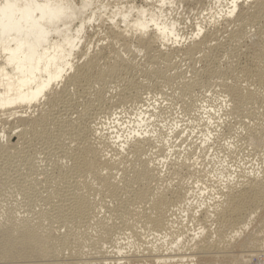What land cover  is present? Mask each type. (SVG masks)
Here are the masks:
<instances>
[{
    "label": "bare ground",
    "instance_id": "1",
    "mask_svg": "<svg viewBox=\"0 0 264 264\" xmlns=\"http://www.w3.org/2000/svg\"><path fill=\"white\" fill-rule=\"evenodd\" d=\"M185 1L0 0V264H264V170L206 168L264 144V29H245L264 0H192L194 24ZM174 84L216 96L189 92L182 110L202 116L166 139L143 106Z\"/></svg>",
    "mask_w": 264,
    "mask_h": 264
},
{
    "label": "rangeland",
    "instance_id": "2",
    "mask_svg": "<svg viewBox=\"0 0 264 264\" xmlns=\"http://www.w3.org/2000/svg\"><path fill=\"white\" fill-rule=\"evenodd\" d=\"M182 11V12H181ZM185 13H184V12ZM202 11H205L204 9H200V6L198 5V4H195V3H193L192 2V0H191V2H189L188 0L187 1H185V4H183L182 5V8H180V9H178V12H180V13H182L181 15H182V17L184 16V18H186L187 17V15H189L188 16V18H189V20H191V18H193L191 21H190V23L191 24H194V22H196V20H198L199 19V17L201 16V14H207V12L206 13H202ZM186 13H187V15H186ZM186 16V17H185ZM191 17V18H190ZM194 20V21H193ZM193 21V22H192ZM262 21V22H261ZM263 21L264 20H260V21H258V22H256V26H255V24H253V26H252V24L251 25H249V26H247L245 29H246V31H249L250 33H252V34H254V33H256V34H260L259 33V31H260V28H262V29H264L263 27H264V23H263ZM107 22V21H106ZM105 22V24H108V22L106 23ZM261 24H263V25H261ZM258 25H259V27H258ZM261 25V26H260ZM188 26H189V23H188ZM263 26V27H262ZM92 27H94V28H89V29H87V32L89 33L88 34V36H95V33L94 32H97L98 31V27H96V25H93ZM234 27H235V25H234ZM233 26L232 27H230V29H232V28H234ZM248 27L250 28V30H248ZM253 27V28H252ZM259 29V30H258ZM190 30H191V28H187V30H185L187 33L189 32L190 33ZM94 31V32H93ZM253 31V32H252ZM93 33V34H92ZM264 36V35H263ZM90 38V37H89ZM91 39H93V41L92 42H94V45H93V47L92 48H94L95 47V42H96V38H91ZM245 41L248 43V39L247 38H245ZM101 43V42H100ZM93 44V43H92ZM141 57V56H140ZM136 58V60H137V62H139V60H140V62H139V64H140V66H143L144 64H145V61H144V63H143V59H142V57L141 58ZM139 59V60H138ZM142 60V61H141ZM103 60H101L100 62H102ZM233 61V60H232ZM143 63V64H142ZM185 63H188L187 61H185L184 63H180V65H179V62H178V64H176V68H174V70L172 69V71H170L171 73L173 72L174 74H175V72L177 73L176 74V78H177V76H181V74H183V73H186V71L188 70V67L185 65ZM197 63V62H196ZM197 67L199 66V63H197V64H195ZM139 66V68H141ZM180 67V68H179ZM163 69V70H162ZM161 70L162 71H164V68H162ZM176 69V70H175ZM180 69H182V70H180ZM184 69H187L186 71L184 70ZM178 70V71H177ZM184 70V71H183ZM183 72V73H182ZM139 73H140V76H139ZM139 73H137L136 75H135V78H136V80H142L143 78H145L144 77V75L141 73V72H139ZM179 73H181V74H179ZM142 75V76H141ZM186 75L188 76L189 75V72L188 73H186ZM143 77V78H142ZM178 77V78H179ZM139 78V79H138ZM175 78V79H176ZM174 85H176V84H174ZM173 85V87H172V85H165V86H162L161 88L162 89H160L159 90V92L162 94L161 95V97H162V99H161V97H160V95L159 96H156L155 97V99H154V97H150V98H152V99H148L147 101H145L146 102V104L143 106V108H149V110L151 109V110H154L155 111V113H156V115H155V117H154V124L156 125V123H158L159 122V125L161 124L160 123V121H163V123H162V125H163V131H162V135L163 136H165V138L167 139V138H169V136L171 135L170 133H171V131L173 130V126H174V122H176V123H178V125H183L182 126V128L183 127H185V126H187L188 124V127L190 126V123H193V122H197V121H195V120H193L194 118H196V117H194V114H199V113H201V112H197V113H192L191 111H189V113L187 112V111H184V110H182L183 109V107H181V106H183V105H181V104H183L184 103V101L188 98V96H190V95H194L195 97H197V98H199V99H201V97L202 96H204V95H207V94H209L212 90V87H210V86H208V87H210V88H208L207 87V85L206 84H201V85H199V87L197 86V85H195V86H192V88H191V90H189V92H191L192 90V92H191V94L189 93V92H186V93H182V92H180V89H179V87L176 85V87H178L177 89H176V87ZM205 85H206V87H205ZM109 87H105V89H104V91L102 90V94H103V96H105V98H107V99H109V98H112L113 96L115 97L117 94H120V92H119V89H113V91H112V86H115L113 83H111V84H109L108 85ZM112 87V88H111ZM117 87V86H116ZM201 87V88H200ZM111 88V89H110ZM168 88V89H167ZM172 88V89H171ZM71 91H70V90ZM74 89V90H73ZM201 89V90H200ZM207 89H208V91H207ZM166 90V91H165ZM171 90V91H170ZM174 90V91H173ZM179 90V91H178ZM213 90H214V88H213ZM68 91H69V93H71L72 94V96L77 92V88L76 87H69L68 88ZM168 91V92H167ZM176 91H178V92H176ZM202 91H203V93H202ZM216 90H214V91H212L210 94L212 95V96H216V93H214ZM112 92V93H111ZM118 92V93H117ZM158 92V91H157ZM175 94H174V93ZM205 92V93H204ZM116 93V94H115ZM184 95V96H181L182 94ZM190 95H189V94ZM114 94V95H113ZM180 95L179 96V98L177 97L178 95ZM198 94V95H197ZM112 95V96H111ZM175 95H177V96H175ZM172 96V97H171ZM187 96V97H186ZM200 96V97H199ZM208 96V95H207ZM183 97V98H182ZM184 97H185V99H184ZM208 98V97H207ZM205 99V100H208V99ZM176 99V100H175ZM182 99V100H181ZM183 99H184V101H183ZM161 100V101H160ZM180 101V102H179ZM218 103H217V102ZM149 102V103H148ZM168 102V103H167ZM174 104H173V103ZM183 102V103H182ZM159 103V104H158ZM170 103V104H169ZM176 103V104H175ZM151 104V105H150ZM218 104V105H217ZM148 105V106H147ZM155 105V106H154ZM181 105V106H180ZM168 106V107H167ZM172 106V107H171ZM209 106H211L212 108H214L215 110L216 109H218L219 108V106H220V100H213L210 104H209V102L207 103V107L208 108H210ZM136 107V106H135ZM133 108V109H132ZM154 108V109H153ZM172 108V109H171ZM176 108V109H175ZM129 110H131L132 109V111H134L135 109H134V105L131 107V108H128ZM214 109H212V110H214ZM150 110V111H151ZM206 110H210V109H206ZM172 111V112H171ZM181 112V113H180ZM186 112V113H185ZM168 113V114H167ZM185 113V114H184ZM188 113V114H187ZM192 114V115H191ZM222 114V113H221ZM101 115V116H100ZM99 116H98V120H96V122L99 124H103L102 125V127H108V126H112V124H113V116L112 115H106V114H103V113H101ZM107 117H106V116ZM110 116V117H109ZM165 116V117H164ZM186 116V117H185ZM202 116V113L201 114H199V116L197 117L198 119H200V117ZM207 116V115H206ZM219 116H222L223 118H221V120L222 119H224V116L223 115H219ZM101 117H102V119H101ZM115 117V116H114ZM191 117H193V119L191 118ZM183 118V119H182ZM210 118H212L211 116H210ZM104 119V120H103ZM159 119V120H158ZM191 119V120H190ZM165 120V121H164ZM185 120V121H184ZM188 120L190 121V123H188ZM219 119L218 118H213V121H218ZM100 121H102V122H100ZM156 121H158V122H156ZM178 121H180V122H178ZM199 121V120H198ZM104 122V123H103ZM181 123V124H180ZM100 124L99 125H97V126H99V127H101L100 126ZM187 124V125H186ZM200 124H201V120H200ZM158 126V125H157ZM161 126V125H160ZM150 127H151V125H150ZM167 127V128H166ZM218 129V128H217ZM171 130V131H170ZM196 132H195V134L197 135V130H195ZM168 134V135H167ZM199 135V134H198ZM219 136V135H218ZM172 138L174 139V142H176V143H174V145H179L180 143H179V141L180 140H175V138L173 137V134H172ZM223 137L221 136V137H218L217 139L215 138L214 140H212L209 144V146H210V148L209 149H207V150H204L203 152H201V153H199L200 154V156H201V159H206V161H208L209 160V158L210 159H212L213 158V156H215L214 155V153L217 155V154H219L220 152H221V149H223V147L224 148H226L224 145H223V143H224V140H220V139H222ZM173 139H172V141H173ZM228 140V139H227ZM223 141V142H222ZM257 141V142H256ZM222 142V143H221ZM250 142H252V143H250ZM249 143H247V144H241L240 143V141L239 142H237V143H235L238 147H241V146H245L244 148H239V149H241L240 150V152L238 153V157L239 158H237V156H236V158L234 157L233 159H231L230 157H229V159H228V157L227 156H225L224 157V154L222 153H220L219 154V159H218V157H217V161L218 160H220V163H223L224 165L223 166H225V167H227L226 168V171H227V173L229 172L230 173V171H232L231 173H234V172H236V174L239 172L238 171V169L240 170V169H242V164H243V166H245V167H243V168H246V170L248 169V171L249 170H252V169H254L255 171H263L264 169V144H262L261 142H259L257 139H254L253 141H250ZM218 144V145H217ZM219 144H221V145H223V147H220L221 145H219ZM240 144H241V146H240ZM259 144V145H258ZM184 145V144H183ZM183 145H181L180 144V147H176L175 149H174V151H180L183 147ZM249 145V146H248ZM258 145V146H257ZM261 145V146H260ZM252 146V147H251ZM246 147H248V148H246ZM221 148V149H220ZM180 149V150H179ZM244 149H245V151H244ZM261 149H263L262 151H261ZM153 150V149H152ZM224 150V149H223ZM243 150V151H242ZM250 150V151H249ZM206 151V152H205ZM211 151V152H210ZM216 151V152H215ZM244 152V153H242V152ZM162 153H166V154H164V156L165 155H167V158H171L170 157V154L167 152V150L165 151V152H162ZM242 153V154H241ZM245 153H246V155H245ZM211 154H212V156H211ZM244 154V155H243ZM202 155L204 156V158L202 157ZM248 155V156H247ZM261 155H263V157L261 156ZM244 156V157H243ZM254 156V157H253ZM261 158V159H260ZM222 159V160H221ZM244 159V160H243ZM194 160V159H193ZM215 160V161H216ZM233 160V161H232ZM235 160V161H234ZM239 160H241V161H239ZM191 161V163H194V162H192V160H190ZM190 161L188 162L189 163V165L187 164V168L188 169H192L191 167L192 166H190ZM228 163H227V162ZM229 161H230V163H229ZM240 162L239 164L241 165L240 166V168L238 167V164H236V162ZM244 161H246V162H244ZM254 161V162H253ZM226 162V163H225ZM233 162H235V164H233ZM243 162V163H242ZM259 162V163H258ZM206 163V162H205ZM216 163H218V164H215L214 163V165H213V163L211 164H209V166H208V164H207V166H206V168H209V169H211L212 168V170L216 167V166H218V169L221 167V166H219L220 165V163H219V161L218 162H216ZM196 163H194V164H192L193 166L195 165ZM227 164V165H226ZM230 164V165H229ZM210 165L211 166H214V167H211L210 168ZM234 165V166H233ZM190 166V167H189ZM198 167H199V165H197ZM231 166V167H230ZM249 168H248V167ZM253 166V167H252ZM196 167V166H195ZM202 166H200V168H201ZM204 167V166H203ZM203 167H202V169H203ZM252 167V168H251ZM255 167H258V168H255ZM205 168V169H206ZM217 168V167H216ZM230 170V171H229ZM235 170H237V171H235ZM182 172V174H183V172L184 171H186L185 173H187V170L186 169H183L182 168V170H181ZM181 173H179V176H180V178L183 180H187V181H192V177H191V175L189 174V173H187V174H181ZM207 174H209L208 175V177L210 176V174L211 173H209V172H207L206 174H203V175H205V179H207ZM235 174V173H234ZM233 174V175H234ZM186 177V178H185ZM189 178V179H188ZM191 178V179H190ZM193 183V182H192ZM210 194L211 193H214L215 194V191H210L209 192ZM213 194V195H214ZM204 196H207V195H204ZM204 196L201 198V199H204ZM214 196H216V194L214 195ZM201 199H199V200H201Z\"/></svg>",
    "mask_w": 264,
    "mask_h": 264
}]
</instances>
